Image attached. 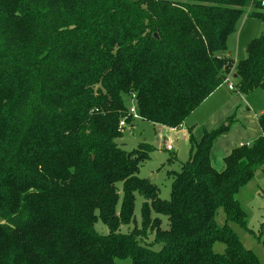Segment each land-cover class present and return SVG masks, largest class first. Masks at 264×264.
<instances>
[{
    "label": "trees",
    "instance_id": "1",
    "mask_svg": "<svg viewBox=\"0 0 264 264\" xmlns=\"http://www.w3.org/2000/svg\"><path fill=\"white\" fill-rule=\"evenodd\" d=\"M241 15L263 26L235 60ZM227 77L264 98V0H0V264H260L229 224L252 232L236 194L264 165V111L221 172L209 152L230 123L189 128L166 200L138 176L150 145L116 141L121 120L179 127Z\"/></svg>",
    "mask_w": 264,
    "mask_h": 264
},
{
    "label": "rangeland",
    "instance_id": "2",
    "mask_svg": "<svg viewBox=\"0 0 264 264\" xmlns=\"http://www.w3.org/2000/svg\"><path fill=\"white\" fill-rule=\"evenodd\" d=\"M262 26V23L255 18L247 17L246 15H241L238 18L234 32L228 36L226 41L227 50L235 60L245 56L247 42L260 34ZM227 89V83L223 82L216 89L215 96L218 101L222 99L225 102L231 100L228 105L230 108L227 106L221 108L220 113L227 114L226 118H222L218 124L220 126L229 122L230 126L213 140L210 148V160L214 163V166L219 167L218 171L220 172L224 169L222 165L224 158L234 148L242 146L240 143H250L258 136L257 117L259 111L264 108L263 91L261 89L257 88L243 95L235 91V89L233 91ZM211 103L212 101H207L204 107L195 108V113L193 112L195 121H203L206 118L207 107ZM223 103L224 101H222ZM192 117H186L184 124L189 125L188 123H190V118L192 119ZM196 128L192 130V133L195 140L200 141L201 133L196 131ZM211 130L208 129L207 131L210 132ZM163 139L166 140V143L163 142ZM116 141L125 150L140 147L139 144L141 145V143L150 145L151 150L148 152V158L141 163L138 176L148 179L157 187L159 198L168 199L172 180L170 172L172 170L179 171L180 164L188 158V133L185 136L180 129L171 130L159 124L136 119L133 127L129 125L124 127L122 136ZM168 144L171 149L166 148ZM236 199L246 214V225L248 229H252V232L234 223L229 225L243 245L255 253L259 263L264 264V225H261L264 218V165L255 172L254 177L246 185L238 190ZM143 200L142 195L136 192L134 218L137 223L140 221V208ZM159 217L163 220L162 227L166 228L165 216L159 215ZM224 220V212L219 208L216 214V221L222 226ZM132 226V223L129 226L122 225L119 230L127 232ZM95 229L99 233L107 232V228L100 221L95 223ZM152 239L153 235L149 234L146 241L151 242ZM223 250L224 244L222 242L216 241L213 244V251L221 253ZM117 264H130V261H118Z\"/></svg>",
    "mask_w": 264,
    "mask_h": 264
},
{
    "label": "crops",
    "instance_id": "3",
    "mask_svg": "<svg viewBox=\"0 0 264 264\" xmlns=\"http://www.w3.org/2000/svg\"><path fill=\"white\" fill-rule=\"evenodd\" d=\"M218 88V87H217ZM216 88V89H217ZM216 89L207 97V98H205L200 104H199V106L196 108V109H200V107H204V105H205V103L207 102V101H212V103L207 107L208 108V113H207V116H206V118L203 120V121H195V119H194V114H193V112L195 113V110L196 109H194L187 117H192V115H193V117H192V119L190 118V123H188L189 125H186V124H184V122H183V124L182 125H180L179 127H177V128H174V129H171V130H175V129H180V131L182 132V133H184V135L186 136V134L188 133V129L189 128H192V130L195 128V127H197L196 128V131H198V132H200L201 133V138H202V136H203V133H204V131H207L208 129L209 130H211V129H213V128H215L216 126H218V124H219V122H220V120L222 119V118H226V114L227 113H223V114H221L220 113V111H221V108L222 107H225V106H227L228 107V105L230 104V102H231V100H228V101H226L225 102V100H216V96H215V93H216ZM227 90H229V89H227ZM229 91H233V90H229ZM243 95V94H242ZM222 101H224V103L222 104ZM217 105V106H216ZM223 105V106H222ZM228 108H230V107H228ZM264 111V108L262 109V110H260L259 111V115L262 113ZM258 118V117H257ZM198 125V126H197ZM129 126H131V127H133L134 126V123L132 124V125H129ZM258 127H259V125H258ZM259 134H260V128H259ZM258 134V135H259ZM194 137V136H193ZM195 139V138H194ZM165 142H166V140L165 139H163ZM240 144H242V143H240ZM245 144V143H244ZM171 149V148H170ZM209 159H210V152H209ZM210 163H211V165L216 169V170H218V168L219 167H216V166H214V163L210 160ZM223 166H224V162H223V164H222ZM221 168V167H220ZM264 225V218H263V220H262V222H261V225ZM250 230H252V229H250Z\"/></svg>",
    "mask_w": 264,
    "mask_h": 264
},
{
    "label": "built area",
    "instance_id": "4",
    "mask_svg": "<svg viewBox=\"0 0 264 264\" xmlns=\"http://www.w3.org/2000/svg\"><path fill=\"white\" fill-rule=\"evenodd\" d=\"M225 82L227 83V85H228V89L229 90H234L235 88H234V85L229 81V78L227 77V79L225 80ZM129 112L132 114V116L134 117V118H139V116H138V114H137V112H136V108H135V105L134 104H131L130 105V107H129ZM126 126V123H125V121L124 120H121L120 122H119V128L120 129H124V127ZM166 143V142H165ZM240 145H242V144H240ZM166 148L167 149H170V145L168 144V145H166Z\"/></svg>",
    "mask_w": 264,
    "mask_h": 264
},
{
    "label": "water",
    "instance_id": "5",
    "mask_svg": "<svg viewBox=\"0 0 264 264\" xmlns=\"http://www.w3.org/2000/svg\"><path fill=\"white\" fill-rule=\"evenodd\" d=\"M154 36H156V34ZM163 142H165V141L163 140Z\"/></svg>",
    "mask_w": 264,
    "mask_h": 264
}]
</instances>
